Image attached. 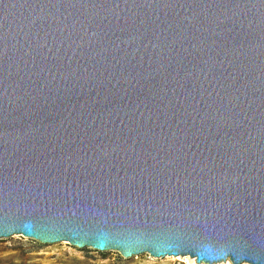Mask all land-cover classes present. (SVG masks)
Returning a JSON list of instances; mask_svg holds the SVG:
<instances>
[{"label":"water","instance_id":"obj_1","mask_svg":"<svg viewBox=\"0 0 264 264\" xmlns=\"http://www.w3.org/2000/svg\"><path fill=\"white\" fill-rule=\"evenodd\" d=\"M264 264V0H0V239Z\"/></svg>","mask_w":264,"mask_h":264},{"label":"rangeland","instance_id":"obj_2","mask_svg":"<svg viewBox=\"0 0 264 264\" xmlns=\"http://www.w3.org/2000/svg\"><path fill=\"white\" fill-rule=\"evenodd\" d=\"M0 264H205L191 259L135 256L124 258L117 251L77 248L68 242L42 244L19 235L0 239ZM217 264H232L230 261ZM246 264V263H244Z\"/></svg>","mask_w":264,"mask_h":264}]
</instances>
